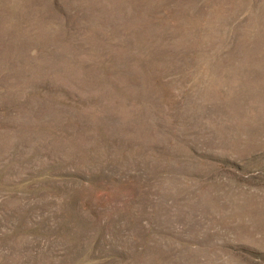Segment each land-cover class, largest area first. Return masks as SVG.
Segmentation results:
<instances>
[{"label":"rangeland","instance_id":"rangeland-1","mask_svg":"<svg viewBox=\"0 0 264 264\" xmlns=\"http://www.w3.org/2000/svg\"><path fill=\"white\" fill-rule=\"evenodd\" d=\"M0 264H264V0H0Z\"/></svg>","mask_w":264,"mask_h":264}]
</instances>
